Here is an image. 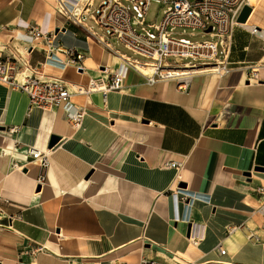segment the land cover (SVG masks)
Here are the masks:
<instances>
[{
    "label": "crops",
    "instance_id": "crops-1",
    "mask_svg": "<svg viewBox=\"0 0 264 264\" xmlns=\"http://www.w3.org/2000/svg\"><path fill=\"white\" fill-rule=\"evenodd\" d=\"M60 4L0 0V50L49 77L86 84L98 75L103 49L85 29L93 31L83 21L87 15L71 17L58 31ZM254 18L264 26V0ZM32 25L55 31L61 60L70 59L66 49L82 53L83 70L73 63L46 66L48 47L28 33ZM263 58L264 38L238 26L232 69L194 73L185 92L174 79L149 84L130 69L121 89L105 97L71 94L66 105L46 111L0 82V197L7 201L0 223L13 218L11 229L0 228V264H137L142 258L264 264V215L257 211V188L264 187ZM252 67L257 77L249 80ZM79 108L84 114L75 128L68 115ZM52 136L59 139L50 147ZM28 147L48 151L45 169ZM172 162L178 166L168 167ZM42 172L45 182L38 185ZM230 226L237 228L228 234ZM248 229L259 243L247 238Z\"/></svg>",
    "mask_w": 264,
    "mask_h": 264
},
{
    "label": "built area",
    "instance_id": "built-area-1",
    "mask_svg": "<svg viewBox=\"0 0 264 264\" xmlns=\"http://www.w3.org/2000/svg\"><path fill=\"white\" fill-rule=\"evenodd\" d=\"M164 5L163 17L159 22H148L146 14L151 0H100L98 5L91 7L86 0H60L58 13L63 17V23L56 28L58 31L64 28L65 23L71 17L77 20L79 15H87L101 31V34L85 28L88 35L101 44L102 53L109 59L99 63L100 75L90 78L86 84L65 82L52 78L38 71L36 67L28 65L21 56L4 55L0 50V82L24 91L31 105L50 111L55 107L66 105L71 94H89L100 92L104 97L109 91L119 90L123 87V81L128 70H135L141 74L144 80L151 84L158 80L174 79L176 88L180 92L187 90L191 75L198 72H215L218 75L228 73L233 66L229 60L232 47V35L234 29L242 26L238 22V16L244 6H250L248 0H159ZM78 11V13H77ZM211 28L209 31L208 28ZM176 28L201 30L202 34L211 39L203 41H190L174 36ZM28 33L34 40L41 39L48 47L44 64L48 62L56 68L62 69L68 63H73L77 71L83 70L81 60L84 55L74 49H66L68 60L55 59L56 52L60 50L53 44L55 31L43 33L36 25L28 28ZM109 38H114L119 44L141 56L142 61L130 58L110 46ZM26 49V48H25ZM56 53V54H55ZM185 59L184 62H169L168 59ZM63 63V66L59 64ZM104 66V67H103ZM114 66L116 67L115 69ZM188 67L190 70L181 74L172 71ZM142 68V69H141ZM257 77V68H250L248 79ZM83 110L79 108L68 115V121L75 128L79 127L83 119ZM28 155L36 160L42 169L48 164V151H39L34 147H28ZM178 166L172 162L167 165ZM23 167H17L22 170ZM43 171V170H42ZM38 185L45 182V174L42 172L36 179ZM181 187L178 191H183ZM260 193L261 204L257 208L258 213L264 215V187L257 188ZM178 194V193H177ZM0 197V215L3 210ZM5 216H0V218ZM6 223H0V228H12L13 218L6 216ZM237 227L230 226L227 233H231ZM247 238L254 243H259V236L251 229L247 230ZM198 237H190L196 243ZM220 253H224L219 245ZM113 264H126L114 262ZM137 264H168L155 258H142Z\"/></svg>",
    "mask_w": 264,
    "mask_h": 264
},
{
    "label": "rangeland",
    "instance_id": "rangeland-1",
    "mask_svg": "<svg viewBox=\"0 0 264 264\" xmlns=\"http://www.w3.org/2000/svg\"><path fill=\"white\" fill-rule=\"evenodd\" d=\"M100 0H95L94 8L98 5ZM165 8V5L159 1V0H151L150 6L148 8L147 14H146V20L148 22H159L163 17V10ZM83 21L87 23V25L91 26L93 31L97 33L98 35L101 34V31L97 27V25L94 24L93 21H91L87 16H83ZM174 36L184 38L190 41H203L207 39H211L207 34H202L201 30H195L192 31L190 29H183V28H176L173 30ZM108 41L112 44L113 48L118 49L121 53L131 57L135 58L139 61H142L143 58L135 53H133L131 50L125 48L123 45L119 44L114 38H109ZM184 62L185 59H171L169 58V62ZM264 62V58L259 61L261 64ZM101 73L98 72V75ZM96 77V76H95Z\"/></svg>",
    "mask_w": 264,
    "mask_h": 264
},
{
    "label": "bare ground",
    "instance_id": "bare-ground-1",
    "mask_svg": "<svg viewBox=\"0 0 264 264\" xmlns=\"http://www.w3.org/2000/svg\"><path fill=\"white\" fill-rule=\"evenodd\" d=\"M259 1L260 0H248V4L250 5V7H252V12L251 14L248 16L247 20L245 22H242L241 25L243 27H245L246 29L254 32L255 34H257L258 36H261L262 38H264V26L263 27H259L258 28V24L255 20V12L259 6ZM78 13V11H77ZM256 27V28H255ZM55 59H61V57L59 55H55ZM106 59H109L108 62H112V57L111 55H109L108 57H106L105 54L102 53L101 51V54H100V61L103 60V62H105ZM56 63V62H55ZM54 62L53 63H50L48 62V64L46 66H49V65H56ZM59 64V63H57ZM61 66H63V63L62 64H59ZM57 66V65H56ZM104 67V66H103ZM63 68H66V67H63ZM142 69V68H141ZM190 69L186 66L185 68H180V69H176L175 71H172L176 74H181V73H184V72H187L189 71ZM101 73V72H100ZM199 238V237H198Z\"/></svg>",
    "mask_w": 264,
    "mask_h": 264
},
{
    "label": "water",
    "instance_id": "water-1",
    "mask_svg": "<svg viewBox=\"0 0 264 264\" xmlns=\"http://www.w3.org/2000/svg\"><path fill=\"white\" fill-rule=\"evenodd\" d=\"M251 12V7L250 6H244L243 9L241 10L239 16H238V22L242 23V22H245L249 16ZM211 28L209 27L207 30L209 31ZM58 137L57 136H52L50 138V141H49V146H53L57 141H58ZM191 231V225H188L187 227V233L189 234Z\"/></svg>",
    "mask_w": 264,
    "mask_h": 264
}]
</instances>
